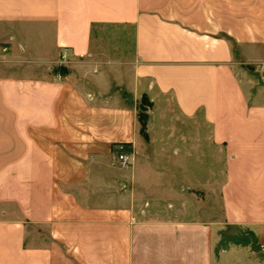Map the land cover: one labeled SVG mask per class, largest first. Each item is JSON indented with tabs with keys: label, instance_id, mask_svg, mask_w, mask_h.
Here are the masks:
<instances>
[{
	"label": "crops",
	"instance_id": "obj_1",
	"mask_svg": "<svg viewBox=\"0 0 264 264\" xmlns=\"http://www.w3.org/2000/svg\"><path fill=\"white\" fill-rule=\"evenodd\" d=\"M0 264H264V0H0Z\"/></svg>",
	"mask_w": 264,
	"mask_h": 264
},
{
	"label": "built area",
	"instance_id": "obj_2",
	"mask_svg": "<svg viewBox=\"0 0 264 264\" xmlns=\"http://www.w3.org/2000/svg\"><path fill=\"white\" fill-rule=\"evenodd\" d=\"M119 155L118 160L122 167H128L132 162V155L128 153L127 145L125 144H119L117 146Z\"/></svg>",
	"mask_w": 264,
	"mask_h": 264
},
{
	"label": "trees",
	"instance_id": "obj_3",
	"mask_svg": "<svg viewBox=\"0 0 264 264\" xmlns=\"http://www.w3.org/2000/svg\"><path fill=\"white\" fill-rule=\"evenodd\" d=\"M145 101V100H144ZM142 110V107H141ZM142 113L139 114V120L141 123V132L144 136H146V129H147V122H148V116L146 114V111H141Z\"/></svg>",
	"mask_w": 264,
	"mask_h": 264
},
{
	"label": "rangeland",
	"instance_id": "obj_4",
	"mask_svg": "<svg viewBox=\"0 0 264 264\" xmlns=\"http://www.w3.org/2000/svg\"><path fill=\"white\" fill-rule=\"evenodd\" d=\"M143 105H144V106H142V110H141V111H146L147 108L149 107V103H148V101L145 100V101L143 102ZM141 111H140V113H142ZM142 114H143V113H142Z\"/></svg>",
	"mask_w": 264,
	"mask_h": 264
}]
</instances>
